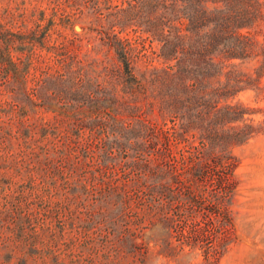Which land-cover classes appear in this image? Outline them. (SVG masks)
<instances>
[{"label":"trees","instance_id":"1","mask_svg":"<svg viewBox=\"0 0 264 264\" xmlns=\"http://www.w3.org/2000/svg\"><path fill=\"white\" fill-rule=\"evenodd\" d=\"M90 1L105 42L51 46L54 63L31 84L30 64L6 67L16 77L4 83L29 113L19 125L34 187L51 196L26 215L69 223L98 264H147L161 253L181 263L172 228L206 235V200L219 198H206L207 178L230 189L233 147L264 133L258 110L235 99L263 89L264 40L243 29L264 17V0ZM129 24L142 29L139 43L116 31ZM258 54L253 77L240 62ZM147 229L158 232L156 250Z\"/></svg>","mask_w":264,"mask_h":264},{"label":"rangeland","instance_id":"2","mask_svg":"<svg viewBox=\"0 0 264 264\" xmlns=\"http://www.w3.org/2000/svg\"><path fill=\"white\" fill-rule=\"evenodd\" d=\"M123 1L109 3L128 6ZM90 6V0H0V264H98L95 253L69 223L57 216L35 223L26 215L31 201L37 202L33 205L37 208L51 196L43 183L34 187L39 177L35 180L28 137L19 125L29 122V113H24L14 100L13 88L4 83L16 77L13 70H6L10 59L21 67L30 64L27 78L31 84L43 66L54 63L51 46L105 42L103 27L91 23ZM116 31L133 43L143 38H139L143 32L136 24L124 29L117 26ZM243 32L263 41L264 17ZM145 42L153 48L149 38ZM262 58V54L253 56L240 62L241 67L256 77ZM261 84V91L249 87L235 98L258 110L253 114L256 120L264 119V74ZM232 154L235 164L230 189L220 190L212 179L206 180V198L219 196L206 200V235L200 230L186 237L180 227L172 228V241L180 245L182 262L161 253L151 255L147 264H264V133L234 146ZM20 210L22 220L17 218ZM212 218L216 220L213 226ZM217 218H222L221 228H213L219 225ZM190 230L191 226L185 227L186 233ZM146 232L152 238V250L159 248L153 241L157 230Z\"/></svg>","mask_w":264,"mask_h":264}]
</instances>
